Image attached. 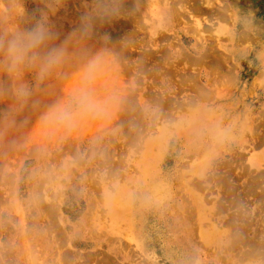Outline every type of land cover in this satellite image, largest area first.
<instances>
[{
    "label": "rangeland",
    "instance_id": "374dc122",
    "mask_svg": "<svg viewBox=\"0 0 264 264\" xmlns=\"http://www.w3.org/2000/svg\"><path fill=\"white\" fill-rule=\"evenodd\" d=\"M53 2L57 43L95 4ZM25 4L30 16L45 8ZM121 4L56 74L41 83L25 74L32 95L22 106L0 72V264H264V96L254 57L264 48V0ZM241 46L250 54L237 59ZM94 57L104 115L45 124ZM200 112L218 140L201 126L212 153L194 174L201 164L183 131Z\"/></svg>",
    "mask_w": 264,
    "mask_h": 264
},
{
    "label": "clouds",
    "instance_id": "9594fccd",
    "mask_svg": "<svg viewBox=\"0 0 264 264\" xmlns=\"http://www.w3.org/2000/svg\"><path fill=\"white\" fill-rule=\"evenodd\" d=\"M25 5V0H0V72L11 79L9 91L21 106L32 95L24 79L26 73H33L37 83L44 82L62 68L74 46L86 42L98 22L118 18L123 11L121 0H95L81 15L79 27L57 43L50 24V14L57 11L53 0H45L38 15L30 16ZM101 63L100 57L88 61L76 86L44 115L45 124L70 128L81 120L104 115L108 100L95 92Z\"/></svg>",
    "mask_w": 264,
    "mask_h": 264
},
{
    "label": "bare ground",
    "instance_id": "6f19581e",
    "mask_svg": "<svg viewBox=\"0 0 264 264\" xmlns=\"http://www.w3.org/2000/svg\"><path fill=\"white\" fill-rule=\"evenodd\" d=\"M237 8V7H236ZM228 12V11H227ZM224 13V12H223ZM229 17V16H228ZM229 27V26H228ZM242 40V39H241ZM240 40V41H241ZM244 43V42H243ZM229 62V61H228ZM227 62V63H228ZM263 65H264V60H263ZM264 68V67H263ZM259 77V76H258ZM201 126H204V127H206L207 128V133L208 134H212V138L213 139H210V141L211 140H215V138L218 140V137H217V131H216V129H215V124H214V122H213V119L211 118V116L209 115V114H206V113H204V112H200V114H195V115H193L189 120H188V122H187V127L184 129V131H183V135H184V137H185V140H186V142L189 144V145H191L192 146V149L194 150V155H195V157L196 158H198L199 159V165H200V169H196L195 171H194V174H199V173H201L202 172V170H203V167H204V164H205V162H208V159H209V157H210V155H211V153L210 152H207V147H208V145H206V141H205V136H202V135H200V128H201ZM161 132V131H160ZM168 133V131L167 130H164L163 131V133ZM180 134V133H179ZM208 139V140H209ZM194 140L196 141V143L194 142ZM204 140V141H203ZM148 145H149V143H147ZM195 146H194V145ZM147 146V145H146ZM210 147V146H209ZM212 147V146H211ZM212 150V149H211ZM211 150H209V151H211ZM149 163V162H148ZM144 166H145V163H144ZM194 168V167H193ZM196 168V167H195ZM136 171H137V169H136ZM138 173V172H137ZM108 186H110V185H108ZM103 188V187H102ZM110 190V192H113L112 190H113V187L112 188H110V187H108ZM107 188V189H108ZM115 188V187H114ZM156 187H152V188H150V190H151V192H153V193H156L157 191H156ZM34 190V189H33ZM127 190V189H126ZM101 191H103V189L101 190ZM59 193V192H58ZM57 193V194H58ZM90 196V195H89ZM194 196V195H193ZM54 197H56V196H54ZM59 197H61L60 195H59ZM92 197V196H91ZM196 197H197V195H196ZM196 197H195V199H196ZM199 197H201L202 199H203V197L202 196H199ZM105 198V197H104ZM103 198V199H104ZM48 199V198H47ZM59 199V198H58ZM51 200V199H50ZM56 200V199H55ZM52 200L53 202H55V204L56 205H59L58 203H57V201L59 202H61V200ZM197 200V203L198 202H200L201 204L203 203V201L200 199H196ZM199 200V201H198ZM49 203L50 202H52V201H49V200H47ZM91 201V200H90ZM104 201V200H103ZM52 202V204H54ZM106 202V201H105ZM165 202V201H164ZM49 203H48V205H49ZM90 203L91 204H93L92 202H89V205H90ZM38 204H42V203H38ZM51 204V205H52ZM54 204V209H56L57 207H56V205ZM103 204V203H102ZM106 204H107V206H106ZM106 204H105V206L107 207V210H106V208L104 209V211L106 210L107 212H108V208H110L111 207V205L112 204H109L108 202H106ZM196 204V203H195ZM43 205V204H42ZM42 205H40V208L42 209H44V205H45V209L44 210H49V209H46L47 207H48V205L46 204V201H45V204L42 206ZM50 205V206H51ZM39 206V205H38ZM47 206V207H46ZM48 207V208H51V212H52V206L51 207ZM91 206V205H90ZM89 207V206H88ZM94 207V206H93ZM40 209V210H41ZM91 209H93L92 208V206L88 209V211H90ZM39 210V211H40ZM58 210V209H57ZM59 210H60V208H59ZM58 210V211H59ZM102 210V209H101ZM100 210V211H101ZM116 210V209H115ZM196 210H199V209H196ZM50 211H49V213H48V215H50ZM93 211V210H92ZM96 211H98V210H96ZM41 212H42V210H41ZM40 212V213H41ZM55 212H57L56 210H53V212L51 213V215L53 214V213H55ZM91 212V211H90ZM106 212V213H107ZM121 212V211H120ZM119 211H118V213H120ZM42 213H45V212H42ZM89 213V212H88ZM97 213H100L99 211L97 212ZM102 213H103V211H102ZM105 213V214H106ZM116 213V212H115ZM55 214H59L58 212L57 213H55ZM92 214H94V213H92ZM109 214V213H108ZM117 214V213H116ZM116 214H113L114 216L113 217H115V216H117ZM121 214V213H120ZM122 214H124V213H122ZM121 214V216H123ZM46 215V214H45ZM95 215H96V213H95ZM44 216V215H43ZM88 216V215H87ZM90 216V215H89ZM103 216H104V214H103ZM120 217V216H119ZM87 218V217H86ZM91 218V217H90ZM93 218V217H92ZM92 218L90 219V220H92ZM107 219V218H106ZM109 219V218H108ZM126 218H124V220H125ZM201 219V218H200ZM199 219V220H200ZM48 220V219H47ZM89 221V220H88ZM87 221V222H88ZM93 221V220H92ZM109 221V220H108ZM111 221V220H110ZM200 222V221H199ZM90 223V222H89ZM199 229H201V225H199ZM43 232V231H42ZM200 232H201V236H203V238H205L204 237V233L200 230ZM207 237V236H206ZM33 254V253H32ZM31 257V256H30ZM36 259V258H35ZM34 259V260H35Z\"/></svg>",
    "mask_w": 264,
    "mask_h": 264
},
{
    "label": "crops",
    "instance_id": "0c3cea01",
    "mask_svg": "<svg viewBox=\"0 0 264 264\" xmlns=\"http://www.w3.org/2000/svg\"><path fill=\"white\" fill-rule=\"evenodd\" d=\"M249 37H244V43H245V40H247ZM250 39H254L252 40L253 43L251 45V47L253 48V45H254V41L257 40V39H260V36L259 35H256L254 32H252V37ZM243 43V44H244ZM242 48H238L236 51H235V56L237 57V59H242L244 58L246 55H249L250 52H249V49L241 46ZM255 59L258 60L261 64L259 70L256 72V79L258 82L261 83V85L256 89L258 91L261 90V93L262 95L264 96V65H263V60H264V48H260L258 47L256 50H255ZM255 75V76H256ZM259 76V77H258Z\"/></svg>",
    "mask_w": 264,
    "mask_h": 264
}]
</instances>
